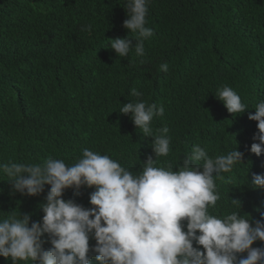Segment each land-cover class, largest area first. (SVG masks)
<instances>
[{"label": "trees", "instance_id": "trees-1", "mask_svg": "<svg viewBox=\"0 0 264 264\" xmlns=\"http://www.w3.org/2000/svg\"><path fill=\"white\" fill-rule=\"evenodd\" d=\"M124 3L0 0V163L52 157L71 164L88 148L138 171L152 154V138L118 110L143 100L165 109L153 121L154 131L167 126L171 136V152L161 162L179 156L182 162L195 144L210 156L226 154L235 146L234 134L245 164L217 181L215 211L234 210L229 196L241 201L242 214L260 219L256 208L264 209V190L245 183L264 173V154L250 152L258 129L248 118L264 100V0H151L146 26L153 36L145 41V55L118 58L106 46L128 35ZM225 85L249 108L235 118L214 95ZM133 88L142 96L130 95ZM92 190L82 187L77 195L67 189L64 198L91 207ZM43 198L12 195L9 183L0 181V211L39 220ZM0 264L11 261L0 256Z\"/></svg>", "mask_w": 264, "mask_h": 264}, {"label": "clouds", "instance_id": "clouds-1", "mask_svg": "<svg viewBox=\"0 0 264 264\" xmlns=\"http://www.w3.org/2000/svg\"><path fill=\"white\" fill-rule=\"evenodd\" d=\"M150 3L125 0L122 26L128 35L109 39L106 46L118 58L133 51L137 57L145 55V41L153 36L146 26ZM160 70L167 72V64ZM130 95L142 93L133 88ZM214 95L233 118L249 109L227 85ZM254 108L248 118L257 122L253 139L258 142L251 144L250 152L260 156L264 100ZM118 112L129 115L143 137L152 138V154L140 162L138 171L88 148L71 164L52 157L42 163H0V181L9 183L12 195L44 194L39 220L15 209L0 211V256L11 264H264V243L253 247L264 242V209L256 208L260 219L253 222L250 214H242L241 201L228 196L234 210L215 211L221 200L217 181L245 164L234 134L235 146L226 154L210 156L195 144L182 162L180 156L161 162L171 152V136L167 126L154 131L153 121L164 116V106L129 100ZM245 184L264 190V173H253ZM82 187L93 189L91 207L64 198L67 189L79 195ZM93 239L95 244H90Z\"/></svg>", "mask_w": 264, "mask_h": 264}]
</instances>
